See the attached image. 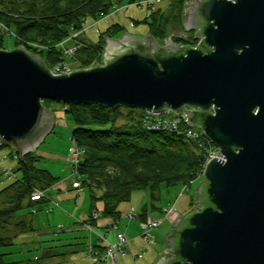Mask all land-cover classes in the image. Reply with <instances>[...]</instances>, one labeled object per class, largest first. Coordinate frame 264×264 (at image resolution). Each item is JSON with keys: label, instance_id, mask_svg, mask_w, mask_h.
<instances>
[{"label": "water", "instance_id": "water-1", "mask_svg": "<svg viewBox=\"0 0 264 264\" xmlns=\"http://www.w3.org/2000/svg\"><path fill=\"white\" fill-rule=\"evenodd\" d=\"M182 26L195 46L124 32L105 38L101 63L69 73L23 46L0 49V138L19 159L32 152L53 125L43 99L183 113L223 158L204 166L200 207L155 264H264V0H187Z\"/></svg>", "mask_w": 264, "mask_h": 264}, {"label": "trees", "instance_id": "trees-1", "mask_svg": "<svg viewBox=\"0 0 264 264\" xmlns=\"http://www.w3.org/2000/svg\"><path fill=\"white\" fill-rule=\"evenodd\" d=\"M134 1L0 0V24L14 33L15 44H22L27 51L39 55L47 68L69 58L76 61L75 67L86 68L93 63H101L105 38L111 37L120 26L114 24L99 32L94 43L75 42L71 55L65 54L61 41L81 30L86 17H103L109 8ZM185 1L170 0L168 13L160 7L150 12V19L144 18L148 32L155 38H166L169 21L182 16ZM2 38L0 34V40ZM171 40L187 47L196 44L192 32L186 38L173 36ZM63 44L66 45V41ZM51 102L53 100L43 99L46 107ZM61 106L74 124L70 139L82 151L75 169L83 177L80 186L88 188L91 213L96 210L99 215L115 219L119 215V204L127 202L132 191L140 189L147 190L149 201L146 205L153 206V201L159 196L160 184H188L201 171L208 149L207 138L204 134L196 138L187 135L185 131L191 127L186 122L174 130L156 128L147 124L145 110L138 107L84 102L61 103ZM4 146L7 145L0 141V148ZM14 156H17L16 152ZM38 160L33 152L24 154L12 171L14 181L0 189V195L7 196L5 199L0 197V247L11 243L12 235L7 234V227L15 218V211L28 205L26 200L32 201V193H44L54 181L48 170L36 167ZM97 200L102 202L100 210L93 206ZM126 213H133L132 217L127 216L129 219L136 216L132 211ZM139 216L141 223L149 216L148 209L143 207ZM15 224L18 227L13 235L27 227L21 220ZM3 255L0 252V264H7Z\"/></svg>", "mask_w": 264, "mask_h": 264}, {"label": "rangeland", "instance_id": "rangeland-1", "mask_svg": "<svg viewBox=\"0 0 264 264\" xmlns=\"http://www.w3.org/2000/svg\"><path fill=\"white\" fill-rule=\"evenodd\" d=\"M138 2L139 0L134 1V3L131 4H126L124 2L119 3L118 5L109 8L108 13L103 17H86L82 29L75 31L78 32L76 38L67 42V45L78 42L79 40L94 43L98 40L99 32H102L107 27L114 24H118L120 29L116 33H112L109 38H121L124 32L127 35L143 38L149 33L144 18L146 17V20L147 18L150 19V12L159 7L164 13H168L170 7L169 4L171 2L170 0L154 1V7H149L145 2L142 4H139ZM0 26H3V28H0V34L3 35L2 40H0V49L10 50L14 47L22 46V44H15L14 33H11V31L6 29L4 25ZM167 30L171 39L173 36L182 38H186L189 35L191 36V31L185 30V27L182 26V16H179V18L177 17L175 20L171 19L168 23ZM154 39L159 46L164 44L163 39L155 37ZM166 39L167 37L165 40ZM198 39L199 38L196 39V44ZM63 41L65 42V40ZM105 46L106 41L104 47ZM59 62H56L53 66ZM68 62L73 66H77L76 61L72 58H69ZM99 62H102V58ZM49 106L53 115V127L51 131L45 135L42 141H40L32 150V152L39 157V160L35 165L38 168L46 169L48 171L50 170L49 172L57 180L60 179L61 181L65 177L66 178L59 184L60 191L58 193L59 198H57L58 203L56 207L52 206V209L56 211L53 218H51V214L48 211H44V207L39 209L34 205H23L15 211V218L11 220L7 227V234L12 235L11 243L0 247V252L4 253L3 259L7 264H56L57 260L60 259H63L61 264H76L77 262L70 258L71 255L83 253L82 247L85 239L74 240L71 237H68V234L65 235L64 231L67 229L66 227L76 224L74 220L67 219L65 217L66 213L61 211L62 208H66L68 204V209H70L71 206H76L74 210L75 213H78L81 209H85V211L88 212L90 204L89 191L86 186L83 185L78 188L70 186L75 178L78 177L80 181L83 179L82 175L78 172L72 171L67 160L73 144L70 139V132L74 124L64 111L61 103L53 101ZM14 153L15 151L9 146L0 148V189L14 181L12 171L15 170L16 162L19 159V155H17L16 158ZM6 172H9V174ZM202 172L201 168L197 177L188 184H160L158 199L153 201L152 204L156 207L154 209L152 208L153 206L149 204L146 205V202L149 201V193H147V190H134L127 202L119 204V213L122 212L120 211V207L125 205H128V208L131 206V209L128 211H132L136 214L140 210L142 211L143 207H146L150 217L155 218L159 216V218L162 219L160 226L155 230L169 232L172 229V227H170V225L173 224L172 222L176 224L174 227H177L186 214L195 211V207H200L198 203L193 202L198 201L196 191L202 178ZM51 190L53 189L51 188ZM9 193H11V189L9 190ZM65 193H79V197L75 196V199H78L77 204H74L75 201L71 195L66 196ZM2 194H4V192H2ZM43 194L46 195V193ZM0 197L5 199L7 196L0 195ZM6 199H9V197ZM47 204L48 201L45 202V205ZM0 207H2L1 203ZM95 207L101 209L102 202L97 200L95 202ZM169 208H171V212L166 214L165 211ZM177 213L180 214L182 218ZM100 217L108 218L109 216L100 215ZM121 217L127 218V213L123 212L120 214V218ZM18 220L24 222L27 227L25 231L13 235L17 230L16 227L18 226L15 223ZM56 224L59 225L56 226ZM114 227V229L118 228L117 225ZM106 229H110L108 236H111L113 228L110 226L108 228L103 227L99 234H103ZM43 231L48 232L49 234L39 236L38 233ZM82 236H84V233L80 234V237ZM75 241L76 243H74ZM160 247L163 250V246L160 245ZM68 249L72 251L75 250V252L71 254V251L68 252ZM55 252H57V254H55ZM161 252L163 253V251ZM164 255L167 256L168 254L164 252ZM103 262L105 261H102L101 264H103Z\"/></svg>", "mask_w": 264, "mask_h": 264}, {"label": "crops", "instance_id": "crops-1", "mask_svg": "<svg viewBox=\"0 0 264 264\" xmlns=\"http://www.w3.org/2000/svg\"><path fill=\"white\" fill-rule=\"evenodd\" d=\"M46 108H48L51 111L50 106ZM6 173L9 174V172H6ZM65 178L63 180H65ZM63 180L60 181V179L57 180L54 178V181L49 185V188H47L48 190L46 189V191L44 192L46 193V195L43 194L42 197L38 200H32V201L26 200L25 203L31 206L34 205L36 206V208H39V209H42L44 207V211H48L51 214V218H53L56 211L52 209V206H55V207L57 206V203H58L57 198H59L58 193L60 191L59 184L60 182H63ZM51 188L53 190H51ZM159 190H160V187H159ZM65 195L66 196L71 195L72 198H74V201H75L74 204L75 205L77 204L78 199H75V196H78L79 193L77 194L65 193ZM47 201H48V204L45 205V202ZM93 206L95 207V204ZM75 207L71 206V208L68 209L69 205L67 204L66 208H62L61 211L63 213H66L65 217L67 219L74 220L76 224L72 226H67L66 227L67 229L64 231L65 235L68 234V237H71L74 240L85 239L83 242V247H82L83 253L82 254H72L75 252V250L72 251L68 249V252L71 251V254L73 255V256L71 255L70 258L74 259L77 262L76 264H93V259H91V257H88L86 255V248L88 246H91L94 250L99 251L101 253L108 244L114 243L115 235L117 232L123 233L126 239V243L122 251H119L118 249L114 250L115 264H155V261L157 262V260L162 256L170 257L169 254L165 256L164 252L163 253L161 252L162 249L160 245L163 246V248H166V249L169 248L168 245H166L165 243V236L169 235L172 229L176 228L174 227L176 225L174 222H172L173 224L170 225L172 229L169 232L157 231V230L152 231L153 242H146L144 241L141 235L142 227L140 225L141 218L139 216L141 213V210L140 211L137 210L139 212L137 214L135 213L136 216L131 219L122 218V217L120 218V214H122L123 212L125 213L129 209H131V206H129L128 208V205H125V206H122L123 208L120 207V211L122 212H120L117 218L115 219L110 216L108 218L100 217V215L96 217L95 219H92L91 218V209H92L91 202L89 204L88 212H86L85 209H81L78 213H75L74 212ZM180 217L182 218L181 215ZM155 218H159V216ZM114 224H116L118 228L114 229L115 228L113 226ZM57 225L59 224H56V226ZM109 226L112 227L114 231V232L112 231L111 236H108V232H110V229H106L103 234H99L100 231L103 229V227L108 228ZM80 232L84 233V236L80 237V234H81ZM48 234L49 233L45 231L38 233L39 236L48 235ZM74 243H76V241ZM152 246H155V247H152ZM49 251H53V250H49ZM55 254H57V252H55ZM62 260L61 259L57 260L56 264H61ZM103 264H110V263L105 261L103 262Z\"/></svg>", "mask_w": 264, "mask_h": 264}, {"label": "built area", "instance_id": "built-area-1", "mask_svg": "<svg viewBox=\"0 0 264 264\" xmlns=\"http://www.w3.org/2000/svg\"><path fill=\"white\" fill-rule=\"evenodd\" d=\"M154 1H159V0H139L138 3L142 4L145 2L148 4L149 7H154V5H155ZM0 28H3V26H0ZM75 35H76V33H74L72 36H75ZM63 43H64V41H62L60 43V46H62V48L64 49L65 54L71 55L74 48L64 46ZM72 68H73V65L71 63H69L68 60H62L61 62L52 66L51 72L53 74H59L61 72L69 73V71H71ZM145 112H146L145 118H146L147 124L148 125L150 124V126L156 127V128H169V129L174 130L182 123L183 120L186 119L185 116L184 117L180 116V115H183V113L164 114V113H159V112L154 113L152 111H145ZM151 121H153L154 123ZM185 132L187 135L194 137V138L199 137L200 135L203 134V132L201 131L200 128H198V129L197 128H189V129H186ZM207 147H208V149H207V153L205 156V161H204L203 166H202V171H203L204 166L210 160L211 157H216L219 159L223 158L219 149L217 147H215L214 145H212V143L208 140V138H207ZM81 154H82V151L78 147H76L73 143L72 148L70 149V155L67 158L68 163H69L73 172H77L75 167H76V165L80 159ZM79 186H80V180L77 177L72 181V187L78 188ZM42 195H43V193L37 191V192H34L30 195V199L31 200H37V199H39L38 196L42 197ZM165 212L168 213V212H170V210L166 209ZM98 215H99V212L96 210H93L91 213V218L95 219L96 217H98ZM127 216L130 218L133 216V213H127ZM161 221H162L161 218H152L150 216H146L141 221V223H140L141 227H142L141 235H142L144 241L152 242V240H153L152 231H153V229H155L156 227L159 226ZM125 242H126V239L123 236V234L121 232H118L115 235L114 243L108 244L104 248L103 252L100 253L99 251L94 250L91 246H88L86 255L93 259V264H101L102 261H108L110 264H115L114 250L115 249L122 250Z\"/></svg>", "mask_w": 264, "mask_h": 264}, {"label": "flooded vegetation", "instance_id": "flooded-vegetation-1", "mask_svg": "<svg viewBox=\"0 0 264 264\" xmlns=\"http://www.w3.org/2000/svg\"><path fill=\"white\" fill-rule=\"evenodd\" d=\"M185 17H186L185 23H189L192 27H194L195 25H198V23L200 22V18L198 17V15L194 14V13H190V10H188V14L186 13ZM187 31H189V30H187ZM191 32H192V34H195V32H193V31H191ZM178 44L185 45L183 43H178Z\"/></svg>", "mask_w": 264, "mask_h": 264}, {"label": "bare ground", "instance_id": "bare-ground-1", "mask_svg": "<svg viewBox=\"0 0 264 264\" xmlns=\"http://www.w3.org/2000/svg\"><path fill=\"white\" fill-rule=\"evenodd\" d=\"M189 31H193V32H195L194 30H189ZM12 33V32H11ZM74 33H76V35L75 36H72ZM74 33H72L71 35H70V38H76V36H77V32H74ZM70 38H67V39H65V41H66V43L67 42H69V41H71V39ZM62 42V41H61ZM173 42V41H172ZM65 43V42H64ZM175 43V42H174ZM65 46H68V47H72V44H70V45H65ZM74 68H72V69H76V68H78V67H75V66H73ZM52 68V67H51ZM51 68H49L50 69V71H51ZM86 68H88V67H86ZM60 74V73H59ZM42 103H43V101H42ZM146 111V110H145ZM153 112V111H152ZM154 113H157V112H154ZM159 113H164V114H169V113H173V112H171V111H167V112H159ZM182 122H186V119H185V121H182ZM189 127H191V128H193L194 126H189ZM0 141L1 142H3V140L0 138ZM4 143V142H3ZM169 210H170V212H171V208H169ZM170 212H168V213H170ZM168 213H166V214H168ZM123 250V249H122ZM122 250H119V251H122Z\"/></svg>", "mask_w": 264, "mask_h": 264}]
</instances>
